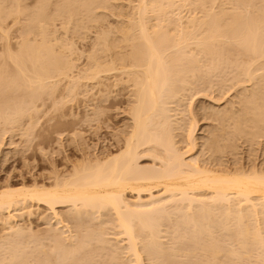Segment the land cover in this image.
Listing matches in <instances>:
<instances>
[{"label":"bare ground","instance_id":"6f19581e","mask_svg":"<svg viewBox=\"0 0 264 264\" xmlns=\"http://www.w3.org/2000/svg\"><path fill=\"white\" fill-rule=\"evenodd\" d=\"M13 1L15 3L13 4L14 10H12L9 13H4V11L2 10V7H5L4 10L7 7L3 5L5 4L3 0L0 2L3 5L2 6L0 4V30L1 29L3 30V27L6 26V25L2 26L4 21L6 22V20H8L7 18H5L6 14H7V17H10V15L16 14V16H18L17 18H19V15L17 14H21L23 12L28 13V10L29 9L32 10V8L33 10L32 11L30 10L31 13L25 16V17L28 16L27 19L26 18L24 19L23 17L24 13L21 14L22 18L25 21L21 19L20 20L23 21V24L25 22V24L23 27L21 26L20 21H19V24L21 26L19 27L23 28L22 32L24 31L23 34L26 33V35L22 34L24 37H22V35H19L23 39L21 37H18L22 39V42L19 40L22 44L18 42L21 45L19 46L18 44V47H20V49H17V51L13 52V50L11 51L10 49L11 46L10 47L8 46L10 44L8 45L6 44V47H9L10 49V50L8 48L6 49L7 52L8 50L10 51L7 54H10L8 56L9 58L11 57L10 58L11 60H13L11 61V62H14L12 64L16 65V66L14 65L15 68L13 67V71H11L8 67L9 66L8 64L7 70L8 69L9 70L7 71V73L8 74L12 73L10 75L15 76V78H18V80H20L21 82L15 78L14 80H12L13 78L9 77L10 75L5 74L6 70L4 69H6V64L5 62H3L2 66L0 65L1 66L0 68V93L1 91L2 93H4V94L1 93L2 96L4 95L2 98H4L6 95L10 96L11 94H13V93H10L12 90H14V93L19 94V91H18L19 90L18 87H19L24 92L20 90V95L17 94V97L18 96L21 97V95L27 94L26 95L27 97L24 96L23 98H21L20 102L27 103L28 100H30V103H31L32 101L33 102L35 101V97H36V100L37 98L40 99V97H42V95L45 94L44 91L48 90V86L54 87V89L52 87H49V89L50 88L52 89L48 90L50 91V93H53L54 92L53 90H55L54 84L57 83L58 81L55 79L57 82L54 81V84H53L51 82V79L53 80L54 78L57 77L58 79L63 78L65 80V78H69L71 76L70 71H73L72 69L76 68L75 67L76 64L75 62H73L72 64L71 62H67V60L69 61L71 58L70 57L67 59V57L69 56L73 57V54L68 55V56L65 54L67 57H65L64 54H63L64 56L61 55L60 52L62 51L59 49V47H61L62 49V45L57 46V44L58 45L60 44L57 37H56L57 39L55 40L56 42H54L55 44L52 41H50L51 38L49 39V37H52V36L48 37V33L50 34V32L53 31V29L52 30L50 29L51 26L48 23H51L53 20H56L54 18H57V16L56 17L51 16L54 13L51 15H48V13L51 12V10L50 11L47 10L48 8L47 6H49V3L51 4L52 1L51 0H35L34 2L36 1H38L37 3L40 2V4H38L39 6L34 7L35 4L34 5L29 4L30 8L28 7L29 5L26 3L28 0L27 1L25 0L26 2L24 3L19 2V0H13ZM103 1L112 2L113 0H103ZM141 1L143 3H141ZM141 1H140L141 6H139L140 4L138 5L139 6L138 8L140 9H137V11L140 12V15L138 16H141L140 17L141 19H139L138 17V21H137V23L139 22L138 23L139 25L136 24L137 26L134 27L135 24L133 23L134 22L133 20L135 19H132L133 22L131 21L129 23H132V25L134 24L133 27L132 25L129 26V23H128V26L123 25L122 28H119L118 33L119 35H121L120 37L116 36L118 33L115 35V37L113 34L112 37L114 38H112L111 36L105 35L108 30H109L108 32H110L111 34L113 32L115 33V31L117 32V28L116 30L113 29L115 30L113 32H111L112 30L110 27H109L110 29L106 28L107 30L105 29L102 32H100V35L98 36L101 37V34H103L102 35L103 38L96 36L97 37L96 39L98 38L99 39L97 40V42H95L96 41L95 39L93 44L95 43L98 44L99 41L101 40L99 44L101 45L102 43L101 45L102 47L101 46L99 47L98 45L97 47L101 48L99 50L102 52V54L103 53L104 54L102 56L100 55L99 57H97L99 53L101 52L99 53L96 52L98 48L95 49L96 44L93 45L95 47L94 49L96 50L95 51L93 49L94 53L96 52L98 53V55L94 54L93 55L94 57H92L93 64L90 63V61H87L90 63V65L89 63H87L89 65V68L88 67L83 68L85 71H83L82 69L83 72L82 71H81L82 73L80 72L81 76H83L82 78H84L85 75L87 76V77L85 76L86 78H84L86 81L88 80L91 81V79L93 81L99 80V84H100L101 83L100 80L102 78L103 79L113 78L115 81L114 83L113 82L112 83L114 84L115 87L116 86L119 87L120 84L121 85L123 84V86L124 84L125 85L129 84L130 86L135 88L133 91L134 100H133V103H131V105L133 104V107L130 106L132 109L128 110V111H131L130 114L132 115L131 119H133V125L131 126L132 129L130 130V132L128 129H127L128 131H126V135L127 134L129 135L127 137L124 135L126 138H124V141H123L124 144L122 143L123 144L122 150L119 153H116L117 155L113 154V156L111 157L108 156L107 159L103 158V160L99 159V160H96L95 162H94L95 159L91 157L90 158L92 159L93 162L89 161L90 159L89 157H86L87 162L83 161L86 159L85 157L81 161L77 160L75 165L73 161L72 165H74V167H72L73 168L72 171L68 172L66 169L67 173L66 171L62 172L64 170H62L61 168L60 170L62 171L60 170L56 172L51 171L54 173L48 174L47 175L48 181L46 179L45 182L44 181L42 182L41 180L38 181L36 180V178H34L35 181L32 182L31 185H28L29 182H26L27 180L25 181V179H22L24 180V182L22 183V181H20L23 185L19 188H16L17 186L16 182L10 179L6 182L3 181L5 182L4 184H2L3 182L2 183L0 182V223L5 225L4 227L7 226L6 230L9 231V235L13 239L12 240L11 238H9L8 235H6L8 237L5 236L6 239L9 238V241L5 240L4 238V244L8 242V244H6L7 246L4 245L5 248L7 247L6 250H4L3 248L4 246L3 247L0 246V249H2V251L5 252L3 255V252L0 250L2 252V254L0 252V264H128V263L129 264H161L160 261L163 258H165L163 256L164 255L166 256L167 253H169L168 255L171 254L170 257L173 258L174 255H179V256L187 255L188 256L189 254L199 253V252H202V251H199L202 249L204 250L203 253L205 252L204 255H207L206 256L207 259L205 262L206 264H229V262L232 261V260H229L231 258L235 262L237 261L235 264H239L238 260L236 259H239V261L241 260L240 264H246V263L259 264L260 262H261L260 264H264V255H262L264 253H259V251L264 252V246L262 247L261 245V243L262 244L264 243V240H263L264 237L262 238L264 234L262 233L264 231V172L262 171V169L260 170L261 167L259 168L256 165H254L257 168H259L260 171L257 169H254L256 167L252 169L249 168L250 169L249 170V169H246V167L244 168L243 166L240 169L238 168L235 169L234 168L235 166L233 167L234 169H229L228 168L229 166H225L227 167L226 169L225 167L224 168L220 167L224 165L220 164L219 166V164L217 163L216 164L218 168H211L210 167L211 165L209 166L210 163H208L209 167H207V164L205 165L206 167L204 165L202 167L198 164L200 163L198 162L199 161L198 158H197V161H196V158H194V160L185 159L186 157L184 156L185 154L181 152L180 150H178L179 148H176V145H175L176 141L174 140L175 137L171 136L172 134H170L171 132L170 130H172V126L168 127V125H170V123L172 125V122H173L171 120L172 117H169V116H172V115H169L171 113L170 111L172 110L171 109L172 107L170 108V104L173 106L174 103H176L181 98L180 97V95L182 94L181 91L183 92V88L186 89L185 86H183L185 85V82H187L189 79H191L193 82L194 79L197 77V75L199 77V74L195 75L194 73L199 70L198 69L197 71H194L199 66V64L202 62V58H200V55L198 54L199 52L201 55H203L202 57L204 59L206 57V60H203L204 63L202 62V67H201L202 69L206 61L207 62L205 65L209 67L211 66L215 67L216 64L214 63L216 62L219 65L221 63H222L221 65L227 63L224 66L229 67L230 66V65L228 66L229 64L228 62H230L229 60L233 59L234 61V59L237 57L236 62H239L238 59L240 58L239 60L242 63H244L245 61L244 59L247 58V60L245 61L247 63H245L242 66L243 68L244 67L246 68V71H245V68L244 69L239 68V72L241 71L240 73H242L241 76L246 74L245 77L242 76L244 79L240 78V80H243V81L246 80V77H250L248 79L250 81H253L251 80V78L254 79L258 75L256 72L262 73L264 71L263 68H260V67H264L263 66L264 64L263 62L264 60V13H263L264 6L263 7L260 6L262 8V12H261V8L259 9L258 6H255L257 5L255 1L257 2L258 0L253 1L255 5H253L252 2L250 3V0H230L232 2L227 0L229 4L228 3L226 4L227 1L224 0L225 3H223V5L224 4H226V6L228 5L226 8L222 4H219L220 2L221 3L224 2L223 0L222 1L216 0L219 5L217 4L215 0H198V2L197 1L195 2L193 0L195 3L191 0L192 1L191 4L193 5L198 3V8L195 7L197 10L201 6L203 7L206 4V2L208 3L209 1L211 4L209 3L210 5L208 4L207 6L205 5L204 8L210 6L208 7L210 11L208 8H207L208 11L207 9L204 11L203 8L201 7L202 9L201 10L199 9L200 11H198V13H200L202 10L204 12L207 11L204 14L205 16L202 14L204 12H201V19L194 16L195 18H193L192 20L193 23L191 21V23L195 26L194 28L192 27L189 28V26L187 28L186 26L184 30L182 28H179V26H181L179 25L178 28L184 30L185 32L182 31L183 32L182 33L181 30L179 31L182 34V35H180V33L178 34L181 36L179 39H178L179 36L176 35L175 33L174 35L176 36L177 39L175 37L174 39L173 38L174 35L170 34V33H174V31L172 32L171 31L172 29L171 30L169 29L171 32L169 31L170 33H168L167 28H170L172 24L174 23V21H172L173 18L176 17L177 18L176 20H178L180 15L182 14L181 13L182 11L178 10V9L181 10V7L179 6L180 7L179 8L176 6L178 5L177 4L178 2H175L174 0L176 5L174 3L173 6L174 7L176 6L178 8L177 11H179V13L181 14L179 15L176 14L175 13L176 11L174 10V7L172 6L173 11L175 12H171V14H174V15L176 14V16L175 17L173 16L171 20L172 23L171 22H169L170 24L168 23L170 26L169 27L167 26L166 20L168 19V21H170L169 19H171L170 17L171 15H168L170 18L167 17L165 18L166 20L163 19L164 22H161V18L164 17L165 12L167 11V10H164L161 6H164L166 1L164 0L165 1L164 2L162 0V2L164 3L162 4L161 0H151V1L149 0L151 3V7L160 6L159 10L158 9L156 10L155 8L152 10H156L158 12L160 11V13H162L161 11H163L164 13V14L162 13L163 15H160L158 13L160 15L159 17L161 18H159L156 14L152 16V17L156 16L155 20L157 21H154V24H156L155 22H158L157 24H159L160 27H161L160 24H163V23L164 25L167 26L166 28L162 27L164 29L162 28L160 29L159 26H157L156 24V25H153V27L155 26L160 30L158 29L153 30L149 28L151 26L150 24H149L150 26L146 24V22H148L147 21L148 17L151 16L150 15L151 13L149 15L147 13L148 7H150L148 4V0L147 1L141 0ZM8 2L9 0L6 3ZM96 2L97 0H65L64 3L62 2V6H61L59 5L61 4L59 3V0L57 1V3L55 0L54 3L56 4H53L52 2V5L60 6V7L58 6V8L55 7V10L57 9L55 12L56 13L58 12L59 14L57 19H59L61 16L65 19V16L68 18V16L70 15L73 16V15L79 14V11L81 8H84L86 10H91ZM111 2L110 4H112ZM184 2L186 1L184 0ZM248 2L249 4H247ZM188 3L190 2L188 1ZM199 3H200V7H199ZM11 4H12V1H11ZM21 4L22 5L25 4V5L22 6ZM147 4H148V7H147ZM251 4L257 9H259V10L256 9L259 13L256 10L252 11L251 14H248V10L247 12L245 11L246 9H249V7L250 8L252 7V9H249L250 11L255 9ZM52 5H51V8H52ZM171 5L170 6L168 5V7L166 5V7L169 8L168 10H170ZM215 5L220 7L218 11H216L217 9ZM25 6L28 8L27 10H25L26 9ZM104 6L102 5L101 7H104ZM229 6L230 8H228ZM15 7L17 8L15 9ZM101 7L99 8L101 9ZM107 7H109L108 4H106L105 8ZM166 7L164 8L166 9ZM214 8L215 10H212ZM104 9L102 8V10ZM145 11L148 16L146 15ZM85 12L87 13V11ZM154 13H157V12H154ZM66 14L67 15L70 14V15L67 16ZM102 14H106V13H102ZM166 14H168V12H166ZM101 15H97V20H95L96 18H94L95 21H93L92 19V21L94 22V23L92 22L93 26L95 22H98V20L99 21L104 20V19L101 20V18L104 17L103 15L101 17ZM143 15L145 17L147 16L146 21ZM16 16H14L12 19H14ZM98 16L100 17L99 19H98ZM185 16H183V18ZM190 16H193V15H190ZM74 18L76 19L75 21L77 22L79 17H74ZM89 18H87V20ZM196 18L199 21L198 20L195 21ZM184 19H186V17ZM67 20L66 21L64 20V21L69 22V19ZM180 20H181L180 22H182V19ZM16 21H17L16 22L17 25H19L18 19H16ZM57 21H54V22H57ZM71 21L72 19L70 20V22ZM196 22H199L200 25L197 24ZM46 23L48 24L46 26H49V31L51 30L50 32H48V28L45 26ZM52 23L51 25H53ZM62 23H63V20H62ZM71 23H72L71 24L72 26L70 24L63 23V26L65 25V28H67L65 30V28L63 27L64 31L67 32L68 28L73 29V27L76 26V25L73 26V24H76V23H73V22ZM68 25L69 27H66ZM187 25H191V24H187ZM198 25L200 26V28ZM81 26L83 25L80 24V27ZM14 27L17 28L15 24H14ZM186 29H189V30H186ZM197 29H200L199 31H200L201 36L199 35V37H195L197 36V34L195 35ZM84 30H86L87 32L88 29H84ZM1 31H0V34H1ZM36 32L37 33L39 32L40 36L43 37V38L42 37L39 38V34H38V38L42 39V41L40 40L41 42L40 41L36 42L37 44L34 42L37 39ZM53 32L56 34L57 30L55 32V29H54ZM5 33L7 32H4V33L2 32L4 36L7 35ZM33 33H35L36 35H33ZM28 34L32 36V37L30 36L31 37L30 39L28 38L29 36ZM54 35L53 37L55 38L56 35L55 36ZM57 36L59 37V35ZM34 37L35 39H33ZM29 41H31L32 43ZM33 42L35 45L33 44ZM122 43H125L124 45L126 44L127 45L121 46ZM55 46H57L59 50L56 51ZM71 46L69 45L67 46L66 44V47L63 46V49L71 48L72 50ZM194 46L196 47L197 51L199 50L198 52H196ZM191 47H193L192 49L193 51H190L191 49L189 50V48ZM127 48H131V50L127 52L126 51L128 50ZM187 49L189 50L190 53H188ZM18 50L20 52H18ZM71 50L70 51L68 50V51L72 53ZM194 50L197 53L198 57L197 55H194L195 53L192 54ZM66 51L67 50H65V52ZM56 52H59L61 57L58 56V53ZM63 53H64V50H63ZM62 56L65 58L64 60L67 59L66 62L63 61ZM242 57H244V59H242ZM90 60L92 59L90 58ZM208 60H211L212 62V63L210 62L211 66L207 65ZM259 60H262L263 63L260 62ZM7 61H8V58H7ZM233 61H231L230 64H232ZM241 62L239 63H235V61L233 62L235 64L234 65L232 64V66L233 67L237 66V68L234 67L235 70H238V67H240L242 64ZM103 63H105L106 65L105 64L103 65ZM239 64L240 66H238ZM257 64H258V67L256 68L257 69L259 68V69L256 70L255 68L256 70L255 71L253 66ZM259 64H260V67H259ZM73 65H74V68H73ZM219 65L217 66V68L216 67L215 68L213 67V68L221 70L223 66L220 68ZM232 66L228 68L230 69L229 70L230 72L231 70L235 71L233 70ZM209 67L204 68V70L205 69L210 70V71L205 70V72H211V69H212L213 70L212 73H213L214 69L212 67L211 68ZM201 68L199 71L202 70ZM223 68H224L223 70H225V67ZM87 69L89 70L87 71ZM3 71H4V75L2 73ZM242 71L246 73L243 74ZM15 72H17L18 76L15 75L16 74ZM73 72L71 73L73 74ZM85 72H87V74ZM190 73H192L193 78L195 76L196 77L192 79L189 76ZM76 74H79V73H76ZM205 74L207 75L208 73H205ZM5 75L9 77V79L11 78V80H9L6 77L7 82L3 83L4 81H6V79H4L5 77L4 78L2 77ZM74 75H72L73 77L71 76L72 78L70 77L71 78L70 80H72L71 82L76 81L75 79H77L78 78L77 76H79V75H76L75 77ZM253 75L255 76L253 77ZM208 76L210 75L208 74ZM241 76H237L238 78H236V80L239 79V77ZM260 76L262 77L263 74L261 75L259 74V76L256 77L258 78L260 82H257V79H256L255 81L257 84H255L256 85L255 87L262 88L263 90L260 89L259 91L260 92L263 91L262 94H264V88H263L264 86L259 87L260 85L261 86L264 85V82H263L264 76H263V79ZM187 77H190V78H187ZM234 77H236V75H234ZM82 78L77 79L78 83L76 81L74 85L73 83L72 85L74 87L78 86V84L80 85L82 80L85 81ZM260 78L262 81L260 80ZM1 80L2 81L4 80V81L1 82ZM15 80H17L18 85L16 84ZM61 80L62 79H60V81ZM67 80L69 81V82L67 81L68 87H69V83L71 84V82L69 79ZM191 80L188 82L190 83ZM48 81H50L49 82L51 83L50 85L48 84ZM103 81L105 82L106 79ZM11 82H13V86H14V82L18 86V87L16 85L14 86L15 89L17 88L16 90L12 86ZM180 82L184 84L182 85L180 84ZM192 82L190 84L194 85V83ZM259 83L260 85H258ZM102 84L104 85L105 83L102 82ZM110 84L108 85L110 86ZM108 85H105V86H107L108 88L109 87ZM177 85L179 87L180 85H182L183 88H181L182 87L181 86L180 87L181 89H179ZM186 85H188V83H186ZM130 86L128 87L127 85V88H132ZM186 87L188 90V88H190L191 86L190 87L186 86ZM80 88L82 89V87L77 88L78 91L81 90ZM4 89H9L10 94L8 95L7 94L8 90H4ZM26 89L30 90L33 95L32 94L30 95V91L29 93H27ZM77 89L75 90L77 91ZM178 89L181 90L180 93ZM253 89L255 88L253 87ZM25 90H26V93H25ZM67 90L70 91L71 89L68 88ZM108 90H106V92ZM48 91L46 92V94H50ZM82 92L83 91L81 90L80 93ZM253 93H257V90ZM67 94L70 95L69 93ZM103 95H105V97H103ZM248 95H249L248 97H251L250 96L251 94H248ZM253 95L252 97L256 96L258 98L259 95H260V98L261 96L264 97V95H261V94L258 95V93L254 96ZM28 96L29 98L30 96H32L31 98L33 99L32 100L29 99ZM12 97L11 96L5 97L4 99L5 101H8L9 98L13 99ZM20 97L15 98L14 96V99L18 101ZM71 97H72V92H71ZM109 97L107 94V99ZM24 98L26 99V101L23 102L22 99ZM102 98H106V94H102ZM176 98L177 99L179 98V99L176 100ZM255 98L253 99L254 102L252 101L249 102L250 106L248 105V107L246 108L247 109L246 115L248 113L250 114V112L252 114H255V116L257 114V116L254 118V120L256 121L254 122L256 123L260 122L262 124V125L260 124V126L259 125L255 126L258 129V126L259 127L264 126V103H263L264 98L263 99L262 98L255 99ZM14 99L11 101L9 100L8 102L9 103L11 102L10 104L14 103L15 102ZM107 99H105V101H107ZM246 100L247 99H243L241 101H246ZM249 100L250 98H248L247 102ZM5 101L1 102L0 100L1 103ZM20 102H18V104H20ZM247 102H245V106H247L248 104ZM251 102H252V105H251ZM32 103L31 105L28 103L29 105L27 104L26 106L25 104H23L25 108H22L23 105L21 104L19 106L17 105L19 109H22L19 112L21 113L23 112L24 114L26 113L28 116L29 115L28 112H30L32 110L31 108L33 107ZM5 104L6 105H4V103L1 104V106L3 105L2 106L3 108L0 106V108H2L0 109V121H2L1 123L5 124L6 122V124L8 123V125L10 124L13 125L15 121L16 123H18L20 118L18 117L19 119L18 120L15 117L19 114L18 111H16V113L12 112L13 114L11 113L9 114L8 112H11L10 110H8L10 108V104L8 106H7V102ZM35 105H36V101L34 103L33 109L36 107ZM27 106H28V109H30V111L25 112L26 110H28L26 109ZM249 107L250 108L253 107L254 109L249 110L250 109ZM14 108H12V111H14L13 110ZM95 109H98V108H95ZM34 110H32L31 112L33 113ZM252 110L254 112H252ZM21 113L19 114L20 117L21 115L23 116V113L22 114ZM32 113H31V119L33 116ZM227 113L230 114V112H227ZM98 114L101 115V113H98ZM224 114H225L224 116H226L227 118H224V117L223 118L227 120L228 118L232 119V116L236 113L235 112L232 113L233 115L232 116L230 115L231 117L230 116L228 117L225 112ZM237 115H234L236 117L233 116V119L240 117ZM215 116H218V113L217 115L215 113ZM242 117L243 116H241L238 119L239 120L242 119L243 120L242 122H245V123L248 122L247 117H246L247 119H245V117L243 119ZM258 117L260 118L257 119ZM169 120L172 122H170ZM230 121H225V122L229 123ZM222 122H224V120ZM232 122H234V120ZM240 122L241 120L240 121L237 120L236 122V119H235V123L233 124L235 127V130L237 128L236 124L239 125V127L242 129ZM2 124L0 127H2ZM225 125L227 124L225 123ZM225 125L219 129H222L223 127H225ZM194 126H195L194 128L192 126V129L189 130V139H192L193 135H195L194 132L197 130L196 127L198 126L196 125ZM228 129H226V131ZM262 129L264 130V127ZM174 130H175V127H173L172 131ZM223 131L219 130V133ZM242 131L239 130L238 133L240 132L242 133ZM230 132L235 133L233 131H230ZM230 132L227 131L226 133L231 134ZM259 132H256V133H259ZM216 133L218 134V137H216L217 135L213 137L220 139L218 129ZM260 133L264 135L263 134L264 131ZM2 134H4V131ZM213 134L215 133L213 132ZM254 135L256 136L255 133ZM254 135L252 136L254 137ZM225 136L227 137V134ZM230 137L231 135L227 137L226 139L225 138L224 139L227 140ZM215 139H214V142L219 146L220 143H217L218 141L216 142ZM0 140L2 139L0 138ZM209 140L210 139H206L207 142ZM212 140L213 139L211 138V142L214 143ZM230 140L232 139L230 138ZM193 141L194 140H192L193 144L191 145H194L197 142V140L195 142ZM207 142L206 143L204 142V144H207L206 147H208V144H209ZM219 142H221V139L219 140ZM211 144H210V148L213 149V147H211ZM216 144L215 145L212 144V145L215 147ZM231 144H232V141H231ZM197 146L198 145L196 143L195 146H192V147H194L195 149ZM217 149H216V152H217ZM107 155H109V153ZM105 157H106V153H105ZM145 157L154 158L152 162V165H153L152 167L150 164H148L149 168L148 166L147 168H145L146 164H145V167H141L142 164L139 165V161ZM95 158L97 159V157ZM4 159L6 158L4 157ZM216 164L214 165V163H212L214 167H216ZM236 167H239V166H236ZM42 208L43 209L45 208V210L47 211L48 214L46 216L43 214L44 212H42ZM61 208L67 209V210H63V212L65 211L66 212L62 213ZM19 211L21 212V214ZM46 211H45V214H46ZM24 216L29 217L28 218L29 220L32 218H36V217H38L39 219L41 218L40 220H42L43 218V221L46 220V224L48 223L49 225V228H47L48 230H45L47 231V233L46 234L44 233V236L48 234L46 237L49 238V241L47 240V238L44 239L45 237L43 238V240H41L40 239L42 237L41 235H39L41 237H39L38 235H36L37 237H35L34 234L32 235L36 239L38 238L37 241L40 239L42 242L41 243L39 241L38 243L40 244L35 242V244H38L36 246L41 249L36 250L33 247L31 248L34 249L33 251L34 253L43 252L44 253L43 255L44 258H42L43 260L39 259V256L34 255V253L32 252L33 249H30L31 254L29 252H26V250H29L26 248H29L33 244L32 243L29 246L27 244L28 240H26L28 239L27 237L32 233H30L26 237L25 235L28 234L29 232L25 233V228L22 226V224L17 225V222L15 223L17 219L18 220L19 218L22 219V217ZM13 222L16 225L13 224ZM253 222H257L255 223L257 227L253 224ZM2 224L0 226H2ZM251 226H255L256 229H253L255 227H252L253 229L252 230ZM109 234H112L110 235L112 236L111 239L106 237ZM32 236L30 235V237ZM1 237L2 239H0V241L3 240V236ZM24 237H26V239H24ZM14 238L15 239L20 238V240L24 239L23 245L25 243L24 241L26 240L27 242L25 246L27 245L28 247L26 246L25 248V246L23 247V245L22 246L19 245L22 242L18 239L19 240L18 241L19 243H18ZM249 239L253 240L256 243V244L254 243L255 244L254 246L256 248L254 246L251 247L250 243L253 241L250 242ZM29 240H32V238H29ZM46 240L48 241L47 243L49 245L47 246H49V249L47 248V246H45L46 244L43 245L44 244L43 241L45 242ZM33 241H29V242L31 243ZM248 241L250 242L249 244H248ZM1 243L3 244V241ZM39 245L42 247H39ZM225 245L227 246V249H228V246H231L230 247L231 250L227 252V249H225L226 248ZM259 245H261V247ZM248 246L249 248L250 247L252 248L251 249L252 251L251 250L248 251L249 250ZM238 248H241L243 252L242 250H239ZM245 249H248V250H245ZM258 249H261V250L256 251ZM225 251L228 254L224 253ZM202 254H198L200 255L201 259L205 258L203 257L204 255L202 256ZM225 254H227V257H229L227 260L229 261L228 263L227 261L225 263L220 261L221 259L220 256L225 257L226 259ZM195 255L194 256L192 255V257L194 258ZM198 255L196 256L198 257ZM34 256L36 258L38 257V259H36ZM40 256L42 257V255ZM187 256L186 258H188ZM29 257L32 259L34 258L33 262L30 261L32 259H30ZM182 257L185 258L184 256ZM189 257L191 256L189 255ZM172 258H170V262L168 263H172L171 261H174V258L173 260ZM179 258L177 257V259ZM183 258H180V259L183 260ZM243 258L245 259L250 258L249 259L250 262H248L247 261L248 259H247L246 260L247 262L243 263L242 262ZM251 258L253 259L251 260ZM37 260H40V261H37ZM168 260L169 259L167 256V261ZM179 260L178 262L181 263V260L180 261ZM254 260H256V263L254 262ZM202 261H205V259L200 260V262ZM163 262H164V259H163ZM182 263H184V261ZM196 263L198 264L199 262H196ZM205 263L202 262L199 264H205ZM232 263L234 262L232 261ZM173 264H175V261ZM176 264H177V261H176Z\"/></svg>","mask_w":264,"mask_h":264},{"label":"rangeland","instance_id":"374dc122","mask_svg":"<svg viewBox=\"0 0 264 264\" xmlns=\"http://www.w3.org/2000/svg\"><path fill=\"white\" fill-rule=\"evenodd\" d=\"M2 1V0H1ZM0 1V2H1ZM4 2L6 1V0H3ZM8 1V0H7ZM6 1V2H7ZM11 1H12V4H11ZM27 1V0H26ZM25 0H19V2H22V3H24V2H26ZM35 0H28L26 3L29 5V4H35V6L34 7H38L39 5L38 4H40V2L39 3H37L38 1H36V2H34ZM52 2H53V4H56L57 3V1L58 0H56V3H54V1L55 0H51ZM50 1V2H51ZM64 3V1L65 0H59V3H61V4H59V5H61L62 6V2ZM101 1V2H100ZM140 1L141 0H113L112 2L111 1H107V2H109V3H107L106 1V3L103 1V0H97V2L95 3V5L92 7V9L91 10H86V9H84V8H81L80 9V11H79V14H77V15H73V16H71L70 14H68V15H70V16H68L67 14V16H68V18L65 16V19L63 18H59V19H57L58 18V16H59V14H58V12L56 13L55 11L57 10H55V7H57L58 8V6L57 5H52V2H51V4L49 3V6H47L48 8H50V9H48L47 8V10H51V12H49V11H47V12H49L48 13V15H51V14H53V15H51V16H53V17H56L57 16V18H54V19H56V20H53L51 23L53 24V25H51V23H48V24H50V29L52 30L53 29V31H54V29H55V32H56V30H57V32H56V34L53 32V31H49V26H46V25H48L47 23L45 24V26L48 28V32H50V34L48 33V37L49 36H52V37H49V39L51 38V40L50 41H52L53 43L54 42H56L55 40L58 38V41H59V45L57 44V46H61L62 45V49H61V47H59V49L62 51V52H60L61 53V55H72L73 54V57L72 56H69V57H67L66 55H65V57H67V59L68 58H70V60H72V61H68L67 59V62H71V64L73 63V62H75V67L76 68H74V65H73V68L74 69H72L73 71H70V74H71V76L72 75H74L75 77H76V75H79V76H77L78 78L77 79H80V78H82L83 76H81V74H80V72L82 71V69L83 68H86V67H88L89 68V65H90V63H92L93 64V58L92 57H94L93 55L94 54H96V55H98V53L99 52H101L99 49H101V48H98L97 47V45L100 47L101 45H102V43H101V45L99 44L100 43V41H99V43L97 44V43H95L96 44V48L93 46V45H95V44H93L94 43V41H95V39L97 38L96 36H98V35H100V32H102L103 30H105L106 28L107 29H110L111 28V32H113V31H115L116 30V28H117V32L115 31V33L113 32L112 34L110 33V32H108L107 31V33L109 34H105L106 36H113V34H114V37H115V35L118 33V30H119V28H122L123 27V25H125V26H128V23L129 22H131L132 21V19H137L136 21L135 20H133L132 22L135 24H133L134 25V27H136L137 25L136 24H138L137 23V21H138V17H139V19H141L140 17L141 16H138V15H140V12L139 11H137V9H140V8H138L139 6H141V3H143L142 1H141V3H140ZM147 1V0H146ZM151 1V0H150ZM150 1L148 0V4H149V6L151 7V3H150ZM164 1V0H163ZM166 1V2H165ZM164 2H165V5L164 6H161L164 10H167L166 12H168V14H166V12H165V14L163 13V11H161L163 14H164V17H159L160 15H163L162 13H160V11L158 12V11H156L157 9L159 10V8H160V6L159 7H148V4H147V7H148V15L150 14L151 16L150 17H148V20H147V13H146V11H145V13H146V17L143 15V17H145V21L147 20L148 22H146V24H150L152 27H153V25H156L158 22H155L156 24H154V21H157V20H155L156 18V16L155 17H152L153 15H157L159 18H161V22H164L163 21V19L164 20H166L165 18H170L171 17V19H169L170 21H168V19L166 20L167 21V26H169V22H171V20H172V18H173V16L175 17L176 16V14H183V12H184V14L186 15H184L183 14V16H185L186 17V19H184L183 18V16H182V14L180 15V17H179V19L178 20H176L177 18L175 17V18H173V20L172 21H174V23L172 24V26L170 27V28H167V31H168V33H170L171 31L173 32L174 31V33H170V34H172V35H174L175 33H176V35H178L179 33H180V35H182L181 34V32L183 31V32H185L184 30H185V27L187 26V28H188V26H189V28L190 27H192V28H194L195 26L192 24L193 23V18H195L194 16H196V17H198V18H200L201 19V12H204L208 7H210V6H208V7H206V8H204L205 7V5L207 6V4L208 5H210L211 3L208 1V3L206 2V4L202 7L203 8V10L200 12V13H198V11H200L202 8L200 7V3H199V9L197 10L196 8H198V3H196V4H191V2L193 1H191V0H188L190 3H188V1L187 0H185L186 2H184V0H175V2H178L177 4L178 5H176V3L174 2V0H165ZM170 1V2H169ZM195 2L197 1L198 2V0H194ZM193 1V2H194ZM216 1V0H215ZM218 1H222V0H218ZM224 1V0H223ZM225 1H227V0H225ZM225 1L224 2H220L219 4H222L223 5V3H225ZM230 1V0H229ZM254 0H250V3L252 2L253 3V5H255V3H257V5H255V6H258L259 7V9L261 8V7H263L264 6V0H258L257 2L255 1V3L253 2ZM5 2V4H3L4 6H6L7 8L4 10V8L5 7H2V10L4 11V13H9V12H11L12 10H14L13 8H14V5L13 4H15L14 3V1L13 0H9V2L8 3H6ZM103 2V3H102ZM110 2L113 4V6H112V4H110ZM161 2H162V0H161ZM173 2V3H172ZM184 2V3H183ZM194 2V3H195ZM217 2V1H216ZM230 2H232V1H230ZM3 3V2H2ZM10 3V4H9ZM36 3H37V5H36ZM83 3V2H82ZM99 3H100V5L102 6H106V4H108V6L109 7H107V8H105V6L104 7H101L100 5H99ZM169 3V4H168ZM172 5H171V4ZM174 3H175V5L177 6V7H181V10L180 9H178L176 6L174 7L173 5H174ZM181 3H182V5H181ZM210 3V4H209ZM214 3V2H213ZM228 3V1L226 2V4ZM1 4V3H0ZM6 4H8V5H6ZM140 4V5H139ZM162 4H164L163 2H162ZM180 4V5H179ZM216 4V3H215ZM217 4H218V2H217ZM218 4V5H219ZM226 4H224L223 6H225V8L228 6H226ZM229 4V3H228ZM231 4V3H230ZM233 4V3H232ZM247 4H249V2L247 3ZM2 5V4H1ZM2 5V6H3ZM13 5V6H12ZM22 5V4H21ZM25 4H23L22 6H24ZM51 5H52V8H51ZM139 5V6H138ZM166 5H167V7H168V5L170 6L171 5V7H170V10H168L169 8H167L166 7ZM201 5H203V4H201ZM252 5V4H251ZM251 5H249V6H251ZM252 5V6H253ZM10 6V7H9ZM172 6L174 7V10L176 11H173V9H172ZM211 6H213V5H211ZM216 6V11H218L219 10V6H217V5H215ZM248 6V5H247ZM247 6H246V8H247ZM261 6V7H260ZM26 7V6H25ZM29 8H30V5L28 6ZM60 7V6H59ZM95 7H96V9H95ZM99 7H101V9L99 8ZM164 7H166V9L164 8ZM179 7V8H180ZM196 7V8H195ZM222 7V6H221ZM254 7V6H253ZM9 8V9H8ZM17 7H15V9H16ZM24 8V7H23ZM22 8V9H23ZM54 8V9H53ZM99 8V9H98ZM102 8L104 9V10H102ZM150 8V9H149ZM156 9V10H152V9ZM228 8H230V6L228 7ZM245 8V7H244ZM243 8V9H244ZM255 9H253V10H249V9H252V7L250 8L249 7V9H244L246 12H247V10H248V14H251V12L252 11H254V10H256L257 8L256 7H254ZM10 10V11H8V10ZM25 9V8H24ZM23 9V10H24ZM28 8L26 7V9L25 10H27ZM53 9V10H52ZM94 9V10H93ZM177 9L179 10V11H182L181 13H179V11H177ZM209 9V8H208ZM208 9H207V11H208ZM259 9H257V10H259ZM264 9V8H263ZM31 9H29L28 10V13L27 12H23V13H21V14H23V17H24V19L26 18L27 19V17H25L26 15H28L29 13H31V11L33 10V8H32V10L30 11ZM34 10H35V8H34ZM84 10V11H83ZM152 10V11H151ZM212 10H215V8L214 9H212ZM256 10V11H257ZM7 11V12H6ZM85 11H87V13L85 12ZM91 11V12H90ZM96 11H97V13H96ZM157 12V13H154V12ZM169 11H170V13H169ZM206 11V12H207ZM209 11H210V9H209ZM215 11V12H216ZM264 11V10H263ZM171 12H175L176 14L174 15V14H171ZM206 12H204V13H202L203 15L206 13ZM212 12H214V11H212ZM250 12V13H249ZM258 12V11H257ZM256 12V13H257ZM261 12H262V8H261ZM260 12V13H261ZM81 13V14H80ZM102 13H106V14H102ZM152 13H154V14H152ZM160 15H159V14ZM259 13V12H258ZM264 13V12H263ZM21 14H17V15H19V18H17L18 16H16V14L15 15H10V17H7V14H6V17L5 18H7L8 20H6V22L4 21V23L2 24V26L4 25H6L5 27H3V30L1 31V34H0V65L2 66V63L3 62H5V64H6V69H4V70H6V75H10V74H12V73H10L11 71H13V67H14V65L12 64V63H14V62H11V61H13V60H11L10 58H9V56L8 55H10V54H7V53H9L10 51V49H11V51L13 50V52H15V51H17V49H20V47H18V44L19 43H21L22 42V37H24L23 35H26V33L25 34H23L24 33V31L22 32V30H23V28H20L21 26H23L24 27V24H25V22H24V24H23V21H25L23 18H22V16H21ZM58 14V15H57ZM86 14V15H85ZM90 14V15H89ZM104 16V17H102V15ZM247 14V13H246ZM255 14V13H254ZM86 17H84V16ZM89 15V16H88ZM93 15V16H92ZM97 15H101V20L102 19H104V20H102V21H99L98 20V22H95V24H94V26H93V21H95V20H97ZM167 15V16H166ZM168 15H171L170 17L168 16ZM178 15H177V17H178ZM190 15H193V16H190ZM202 15V16H203ZM8 16H9V14H8ZM14 16H16L15 18L16 19H18V24H19V21H20V24H21V26H20V24L19 25H17V21H16V19L14 18V19H12ZM21 16V17H20ZM64 16V15H63ZM88 16V17H87ZM91 16V17H90ZM95 16V17H94ZM182 16V17H181ZM205 16V15H204ZM71 17V18H70ZM73 17V18H72ZM74 17H79L78 18V20H77V22L75 21L76 19L74 18ZM90 17V18H89ZM69 19V22H65L67 19ZM82 18H83V20H85L86 22L88 21L89 22V24H88V22H87V24H86V22L85 21H83L82 20ZM87 18H89L88 20H87ZM94 18H96L95 20H94ZM100 17L98 16V19H99ZM159 18H157V19H159ZM23 20V21H21V20ZM72 19V21L71 22H73V23H76V24H73V26L74 25H76V26H74L73 27V29L72 28H68V30H67V32L66 31H64V28H65V25L63 26V23L65 24H72L71 22H70V20ZM92 19H93V21H92ZM180 19H182V22H180L181 20ZM184 19V20H183ZM203 19H205V18H203ZM13 20H15V21H13ZM58 20V21H57ZM62 20H63V23H62ZM65 20V21H64ZM74 20V21H73ZM90 20V21H89ZM198 19L196 18V20L195 21H197ZM14 23H13V22ZM27 21V20H26ZM54 21H57V22H54ZM68 21V20H67ZM80 21H82V22H80ZM160 21V20H159ZM165 21V22H166ZM191 21H192V23H191ZM199 21V20H198ZM22 22V23H21ZM80 22V23H79ZM85 22V23H84ZM93 22V23H92ZM136 22V23H135ZM161 22H159V23H161ZM201 22V21H200ZM54 23H56V24H54ZM62 23V24H61ZM77 23H79V24H77ZM83 23V24H82ZM124 23H126V24H124ZM169 23V24H168ZM172 23V22H171ZM181 23V24H180ZM197 24H199L200 25V23L199 22H196ZM14 24H15V26H17V28L16 27H14ZM44 24V23H43ZM80 24L81 25H83V26H81L80 27ZM86 24V25H85ZM119 24H120V26H119ZM187 24H191V25H187ZM78 25V26H77ZM85 25V26H84ZM89 27H88V26ZM92 25V26H91ZM132 25V23H129V26H131ZM133 25H132V27H133ZM139 25V24H138ZM149 25V26H150ZM161 25V27L159 26V24H157V26H159V28L161 29L162 27H167L166 25H164V23L163 24H160ZM164 25V26H163ZM179 25H181V26H179ZM196 25V24H195ZM198 25V26H199ZM13 26V27H12ZM20 26V27H19ZM72 26V25H71ZM87 26V27H86ZM119 26V27H118ZM124 26V27H125ZM148 26V27H149ZM149 27L150 29H158L157 27ZM177 26V27H176ZM178 26H179V28H182V29H184V30H182V29H179L178 28ZM197 26V25H196ZM64 27V28H63ZM66 27H69V25L68 26H66ZM78 27H80L81 29L82 28H84V29H88L87 30V32H86V30H84V29H82V31H81V29L80 28H78ZM110 27V28H109ZM20 30H19V29ZM78 28V29H77ZM199 28H200V26H199ZM6 31H5V30ZM62 29V30H61ZM67 28H65V30H66ZM74 29H75V31H74ZM102 29V30H101ZM106 29V30H107ZM113 29H115V30H113ZM160 29H158V30H160ZM162 29H164V28H162ZM171 31H170V30ZM175 29V30H174ZM178 30V32H177V30ZM18 30V31H17ZM181 30V32H179ZM186 30H189V29H186ZM200 29H197V31H196V33H195V35L197 34V36H195V37H199V35H200V31H199ZM21 31V32H20ZM63 31V32H62ZM152 31V30H151ZM150 31V32H151ZM165 31V30H164ZM170 31V32H169ZM194 31H195V29H194ZM199 31V32H198ZM2 32L4 33V32H7V33H5V34H7V35H3L2 34ZM19 32V33H18ZM80 32V33H79ZM182 32V33H183ZM18 33V34H17ZM21 33V34H20ZM56 35H54V34ZM99 33V34H98ZM103 33H105V32H103ZM23 34V35H22ZM32 34V33H31ZM36 34H37V39L34 41L35 43L36 42H39L40 40L42 41V39H39L40 37H42V36H40V34H39V32L37 33L36 32ZM35 33H33V35H36ZM38 34H39V38H38ZM111 34V35H110ZM19 35H22V37L21 36H19ZM29 36H28V38L30 39L32 36L30 35V34H28ZM53 35L55 36V38L53 37ZM57 35H59V37L57 36ZM72 35V36H71ZM103 34H101V37L103 38V36H102ZM180 35H178L177 37H178V39L181 37ZM31 36V37H30ZM117 37L119 36H121V35H119V33L116 35ZM201 36V35H200ZM7 37V38H6ZM18 37H21L22 39H20V38H18ZM36 37V36H35ZM35 37L33 38V39H35ZM57 37V38H56ZM61 37V38H60ZM69 37V38H68ZM98 37H100V36H98ZM100 37V38H101ZM114 37H112V38H114ZM116 37V38H117ZM176 38V36L174 35L173 36V38ZM3 38H5V39H3ZM43 38V37H42ZM174 38V39H175ZM25 39V38H24ZM39 39V40H38ZM67 39V40H66ZM99 39V38H98ZM98 39H96V41L95 42H97V40ZM111 39V38H110ZM177 39V38H176ZM21 42H20V41ZM62 40V41H61ZM63 40H64V42H63ZM103 40V39H102ZM33 41V40H32ZM40 41V42H41ZM57 41V42H58ZM62 43H61V42ZM68 41H70V42H68ZM194 41V40H193ZM19 42V43H18ZM29 42H31V41H29ZM34 42H33V44H34ZM65 42H66V44H67V46L69 45V46H71L72 47V50H71V48H65L66 47V44H65ZM32 43V42H31ZM69 43V44H68ZM70 43H71V45H70ZM6 44L8 45V44H10V45H8L9 47H10V49H9V47H6ZM22 44V43H21ZM37 44V43H36ZM55 44V43H54ZM63 44H65V45H63ZM125 43H122V45L121 46H123ZM35 45V44H34ZM127 45V44H126ZM126 45H124V46H126ZM19 46H21L20 44H19ZM57 46H55V50L57 51V50H59L58 48H57ZM63 46H65L64 48L65 49H63ZM102 47V46H101ZM9 49L8 50V52L6 51V49ZM16 48V49H15ZM97 49L98 48V50L96 51L95 49ZM194 48H195V50H196V47L194 46ZM15 49V50H14ZM96 51V52H98V53H94V50ZM128 50H126L127 52L129 51V50H131V48H127ZM191 49V50H190ZM193 49V47H191V48H189V50L190 51H193L192 50ZM63 50H64V53H63ZM65 50H67L66 52H65ZM71 50L72 51V53H70L69 51ZM93 50V51H92ZM189 50L187 49V51H188V53H190L189 52ZM195 50H194V52H192V54H194V55H197V53L196 52H198L197 50H196V52H195ZM18 52H20L19 50H18ZM56 53H58V56H60V54H59V52H56ZM70 53V54H69ZM14 54V53H13ZM13 54H11V55H13ZM17 54H19V53H17ZM16 54V55H17ZM104 54V53H103ZM102 54V52L101 53H99V55L97 56V57H99L100 55L102 56L103 55ZM199 55H200V58H202V62H203V60H206V57H205V59L202 57L203 55H201L200 54V52L198 53ZM63 55V56H64ZM62 56V59H63V61H65L66 62V60H64L65 58ZM61 57V56H60ZM196 57V56H195ZM197 57H198V55H197ZM196 57V58H197ZM236 57V56H235ZM235 57H233V58H235ZM7 58H8V61H7ZM89 58V59H88ZM90 58L92 59V60H90ZM199 58V59H200ZM237 58V57H236ZM236 58L234 59V61H235V63H239V62H241L239 59H238V61L239 62H236ZM10 59V60H9ZM74 59V60H73ZM208 59V58H207ZM242 59H244V57H242ZM241 59V60H242ZM6 60V61H5ZM245 61L247 60V58H245L244 59ZM11 63H10V62ZM87 61H90V63L89 62H87ZM92 61V62H91ZM230 62L231 61H233V59H231V60H229ZM233 61V62H234ZM244 61V63H240L241 64V66H240V64L238 65V66H240V67H238V70H235V68L234 67H236L237 68V66H232V64L234 65L235 63H233L232 62V64H230V62H228L229 64H228V66L230 65V66H232V68H233V70H235V71H232L231 70V72L229 71L230 69H228L229 67H227V66H224V65H226V64H223V65H219L217 62L216 63H214V64H216V68H217V66L219 65V67L221 68L222 66L223 67H225V70H223L224 68L222 67L221 68V70L219 71L218 69H214L212 66H211V60H208V63H207V65H210L213 69H214V72L212 73V69H211V72H205V70H204V68H208L209 66H206L205 64H206V62H205V64L203 65V69L201 68L202 67V62L199 64V68L197 67L194 71H197L198 69L200 70V68L203 70H201V71H197V72H194L195 73V75L196 74H199V77H198V75H197V77H198V79H197V77L195 78L196 79V81H195V79L193 78V75H192V73H190L189 74V76L192 78V79H194V81L192 82V80L191 79H189L188 81H190L191 80V82L192 83H194V85L192 86L187 80H185V81H187V82H185V85H183L182 84V82H180V84H182L183 86H185V88L186 89H184L183 88V86L182 85H180V87L181 88H183V92L181 91V90H179V89H181L178 85V87H179V89H178V91H179V93H180V91H181V95H180V99L178 100L177 98H176V100H178L176 103H174V105L172 106L171 104H170V108L172 109L169 113V115H172V116H169V117H172V121H170V122H172V125H171V123H170V125H168V127L169 126H172V130H173V127H175V130L174 131H172V130H170L171 132H170V134H172L171 136H173V137H175V145H176V148H179L178 150H180L181 152H183L185 155L184 156H186L185 157V159H187V160H194V158H196V161H197V158H198V162H200V163H198L200 166H202L203 167V165L205 166L206 164H207V167H209L210 165V167L211 168H218L217 167V164H219V166H220V164L221 165H224V166H220L221 168H224L225 166H229L228 168L229 169H236V168H238V169H240L242 166L245 168L246 167V169H249V168H254V167H261L260 168V170L262 169V171L264 172V135H262V133H260V132H263L264 130L262 129L263 127H259L260 126V122H258V123H256V122H254V121H256V120H254V118L257 116V114H256V116H255V114H252L251 112H250V114L248 113L247 115H246V113H247V107H248V105H249V102L250 101H252V102H254L253 101V99L256 97V96H254V95H256L257 93H258V95L259 94H261V95H264V94H262V88H258V87H255L256 85L255 84H257L256 83V79H257V82H260L259 80H258V78H256V77H258L259 76V74L261 75V74H263V76H264V71L261 73V72H256L257 74H255V75H257L254 79L253 78H251V80H253V81H250L248 78H250V77H246V80L245 81H243V80H240V78H243V77H245V75H242L241 76V74L242 73H240L239 72V68H243L242 66L245 64V63H247V62H245ZM260 62H262V60H259ZM258 61V62H259ZM7 62V63H6ZM211 62V63H210ZM215 62V61H214ZM263 62H264V60H263ZM262 62V63H263ZM87 63H89V65L87 64ZM204 63V62H203ZM224 63V62H223ZM9 64V69L11 70L9 73L10 74H8L7 73V71L9 70H7V65ZM92 64H91V66H92ZM105 63H103V65H104ZM218 64V65H217ZM106 65V64H105ZM213 65V64H212ZM237 65V64H236ZM247 65V64H246ZM1 66H0V68H1ZM16 66V65H15ZM91 66H90V68H91ZM206 66V67H205ZM248 66V65H247ZM263 66H264V64H263ZM4 67V66H3ZM11 67V68H10ZM211 67H209V68H211ZM254 67V70H255V68L256 67H258V64L257 65H254L253 66ZM259 67H260V64H259ZM5 68V67H4ZM15 68V67H14ZM245 68V67H244ZM243 68V69H244ZM260 68H263L264 69V67H260ZM3 69V68H2ZM259 69V68H258ZM257 68H256V70H258ZM89 69H87V71H88ZM207 70H209V69H207ZM206 70V71H207ZM255 70V71H256ZM261 70V69H260ZM2 71V70H1ZM14 71H15V69H14ZM17 71V70H16ZM83 71H85L84 69H83ZM82 71V72H83ZM210 71V70H209ZM217 71V72H216ZM219 71V72H218ZM225 71V72H224ZM236 71H238V72H236ZM245 71H246V68H245ZM262 71V70H261ZM71 72H73V74L71 73ZM81 72V73H82ZM205 72V73H208L210 76H208V74L206 75L205 73L203 74V73ZM234 72H236V73H234ZM243 72V74L244 73H246V72H244V71H242ZM3 73V75H4V71L2 72ZM16 74L15 75H17V72H15ZM76 73H79V74H76ZM86 74H87V72H85ZM215 73V74H214ZM219 73V74H218ZM255 73V72H254ZM84 74V73H83ZM82 74V75H83ZM218 74V75H217ZM226 74V75H225ZM227 74H228V76H227ZM239 74V75H238ZM3 76L2 78H4V79H6V77L7 76ZM85 75V74H84ZM202 75V76H201ZM206 75V76H205ZM214 75V76H213ZM234 75H236V77H234ZM255 75H253V77L255 76ZM18 76V75H17ZM70 76V77H71ZM81 76V77H80ZM86 76V75H85ZM84 76V78H86ZM208 76V77H207ZM227 76V77H226ZM237 76H241V77H239V79H237L236 80V78H238ZM263 76L261 77L262 79H263ZM9 77H11V78H13L12 80H14V78H15V76H9ZM9 77H7L8 79H9ZM65 78V80L63 79V78H54L53 80L51 79V82L54 84V81L55 82H57V83H55L54 85H55V90H53L54 92L53 93H50V91H48V90H50V89H54V87L53 86H48V92L51 94H46V92L47 91H44L45 92V94H41L42 95V97H40V99H38L37 98V100H36V97H35V101H36V107L33 109V107H34V103H35V101L32 103L33 104V107L31 108L32 110H34V112L32 113L31 111H30V109H28V106L26 107V109H28V110H26L25 112H28V111H30V112H28L29 113V115L27 116V114L25 113H23V116L21 115V117H20V113L21 112H19V111H21L22 109H19V105L21 104V105H23V104H25V106L29 103L30 105H31V103H30V100H28V98H29V96H28V98H27V100H28V102L26 103H22V102H20L21 101V98H23L24 96L25 97H27L26 95L27 94H25V95H21V97L20 96H18V97H20L19 98V100L17 101V100H15L14 99V96H15V98H18L17 97V94L18 93H14V90H12L10 93H13V94H11L10 96L14 99V101H12V102H14V103H12V104H10L8 101L10 100H13V99H8V98H6V99H8V101H5V97H10V96H5L4 98H2L3 96H2V94H4V93H2V91H1V96H0V98H2V99H0L1 100V102L2 101H5V102H3L4 103V105H6L5 103L7 102V106L10 104V108L8 109V110H10L11 112H8L9 114L11 113V114H13L12 112H15L16 113V111H18V115L17 116H15L17 119H18V117L20 118V120L18 121V123H16V121H15V125L13 124V125H8V123L6 124V122H5V124H2L1 122L2 121H0V126H1V124H2V127H0V136H2V137H0L2 140H0V182L2 183L3 181H8L9 179L10 180H12V181H14V182H16V184H17V186H16V188H19V187H21L23 184V182H24V180H22V179H25V181L26 182H29L28 183V185H31L32 184V182H34L35 181V179L34 178H36V180H41L42 182L44 181H46V179H47V175L48 174H50V173H54V172H56V171H59L60 170V168L62 169V170H64V171H62V170H60V171H62V172H65L66 171V169H67V171L69 172V171H72V167H74V165H75V163H76V161L78 160H83V158L85 157H91V158H94L95 160H94V162L96 161V160H99V159H101V160H103V158H105V159H107V157L109 156V157H111V156H113V154L115 155L116 153H119L121 150H122V147H123V144H124V138H126L129 134H127L126 135V131H128L129 130V132H130V130L132 129L131 128V126L133 125V119H131L132 117V115L130 114L131 113V111H128L129 109L131 110L132 108L130 107V106H132L133 107V104L131 105V103H133V100H134V96H133V91H134V87H132V86H130L129 84H124V86H123V84L120 86L119 85V87L118 86H114V79L112 80V79H110V78H102L101 80H100V84H99V80H92L91 79V81L90 80H88V81H86L84 78H82V79H84L85 81H83L82 80V82H81V86L78 84V86H76V87H74L73 85H74V83L77 81V79H75L76 81H73V82H71L72 80H70L71 78ZM80 77V78H79ZM190 77H187V78H190ZM11 78L9 79V80H11ZM186 78V79H187ZM235 78V79H234ZM261 78H260V80H261ZM15 79H17L18 80V78H15ZM19 79H20V77H19ZM57 81H56V80ZM60 79H62L61 81H60ZM67 79H69L70 80V82H71V84L69 83V87H68V80ZM74 79V78H73ZM88 79V78H87ZM106 79V81L104 82L103 80H105ZM244 79V78H243ZM17 80H15L16 81V84L18 85V82H17ZM22 80V79H21ZM108 80V81H107ZM110 80V81H109ZM112 80V81H111ZM4 81V80H3ZM2 80H1V82H3ZM18 81H20V80H18ZM68 81V82H67ZM239 81V82H238ZM243 81V82H242ZM262 81V80H261ZM5 82H7V79H6V81H4L3 83H5ZM21 82V81H20ZM50 81H48V84L50 85L51 83H49ZM84 82V83H83ZM99 84H97V83ZM102 82L103 83H105L104 85L102 84ZM113 82V83H112ZM263 82H264V80H263ZM12 83V86H13V82H11ZM72 83H73V85H72ZM77 83H78V81H77ZM95 83V84H94ZM110 84V83H112V84H110V86L111 85H113V86H109L108 84ZM117 83V82H116ZM186 83H188V85H186ZM15 84V82H14V86L16 85ZM52 84V85H53ZM58 84V85H57ZM84 84V85H83ZM190 84V85H189ZM262 84V83H261ZM16 85V86H17ZM57 85V86H56ZM70 85H71V87H70ZM101 85V86H100ZM105 85H108L109 87L107 88V86H105ZM127 85H128V87L130 86V87H132V88H127ZM258 85H260V83L258 84ZM13 86V87H14ZM72 86H73V88H72ZM186 86H191L190 88H188V90H187V87ZM264 85H260L259 87H263ZM12 87V88H13ZM18 87V86H17ZM49 87H52V88H50L49 89ZM69 89H71L70 91L69 90H67L68 88ZM79 87H82V93H80L81 92V90L80 91H78V89L77 88H79ZM124 87V88H123ZM253 87L257 90V93H253V92H255L256 90L255 89H253ZM106 88V89H105ZM121 88H123V89H121ZM127 88V89H126ZM258 88V89H257ZM264 88V87H263ZM14 89H15V87H14ZM17 89V88H16ZM15 89V90H16ZM18 91H19V94L18 95H20V88L18 87ZM75 89H77V91H78V93H77V91H76V93H75V91L74 90ZM104 89H105V91H104ZM109 89V90H108ZM132 89V90H131ZM260 89H262L261 91L262 92H260L259 90ZM4 90H8V92H7V94L9 95L10 93H9V89H4ZM11 90V89H10ZM27 90V89H26ZM26 90H25V93H26ZM106 90H108L107 92H106ZM248 90V91H247ZM21 91H23V90H21ZM29 91L30 90H27V93H29ZM68 91V92H67ZM113 91V92H112ZM131 91V92H130ZM252 91V92H251ZM260 93H259V92ZM16 92V91H15ZM24 92V91H23ZM52 92V91H51ZM71 92H72V97H71ZM74 92V93H73ZM110 94H112V95H110ZM248 92V93H247ZM5 93H6V91H5ZM34 93V92H33ZM67 93H69L70 95H68ZM131 93H132V95H131ZM254 95H253V94ZM16 94V95H15ZM22 94V93H21ZM32 93H31V91H30V95H31ZM76 94V95H75ZM80 94V95H79ZM82 94V95H81ZM102 94H106V98H102ZM107 94H108V97L109 96H111V97H109L108 99H107ZM248 94H251L250 96L251 97H248L249 95ZM29 95V94H28ZM33 95V94H32ZM73 95H75V96H73ZM131 95V96H130ZM252 95L254 96V97H252ZM257 95V96H258ZM40 96V95H39ZM39 96H37V97H39ZM68 96H70V97H68ZM76 96H78V97H76ZM247 96V97H246ZM32 96H30V98L29 99H33V98H31ZM103 97H105V95H103ZM178 97V96H177ZM248 98H250V100L247 102V100H248ZM252 98V99H251ZM257 98V97H256ZM255 98V99H256ZM260 98V95H259V97L257 98V99H259ZM261 98L263 99L264 97H262L261 96ZM260 98V99H261ZM103 99H104V101H103ZM105 99H107V101H105ZM132 99V100H131ZM243 99H247L246 101H241V100H243ZM109 100V101H108ZM132 102H131V101ZM240 100V101H239ZM264 100V99H263ZM22 101L24 102V101H26V99L24 98V99H22ZM101 101V102H100ZM0 102V106H1V104H3V103H1ZM18 102H20V104H18ZM240 102H244L243 104L242 103H240ZM245 102H247L246 104H247V106H245ZM252 102H251V105H252ZM9 103V104H8ZM264 103V102H263ZM28 104V105H29ZM254 104V103H253ZM18 105V106H17ZM3 106V105H2ZM1 106V107H2ZM17 106V107H16ZM250 106V105H249ZM254 106V105H253ZM14 107H16V108H14ZM21 107V106H20ZM255 107V106H254ZM3 108V107H2ZM2 108H0V109H2ZM12 108H14L13 110L14 111H12ZM19 110H18V109ZM22 108H25L24 107V105H23V107ZM95 108H98V109H95ZM170 108H169V110H170ZM250 108V107H249ZM248 108V109H249ZM15 109H17V110H15ZM94 109V110H93ZM251 109H254L253 107L252 108H250L249 110H251ZM23 110H25V109H23ZM228 110V111H227ZM238 111V112H237ZM97 112V113H96ZM224 112L227 114V116L229 117L230 115L232 116L233 114L232 113H236V114H234V115H237V116H243L242 118L244 119V117H245V119H247L248 120V122H242L243 120L242 119H240L241 120V122H242V124H241V122H240V125L242 126V129L239 127V125H237L236 124V126H237V128H239V129H237L236 128V130H235V127H234V123H235V119H236V122H237V120L238 121H240L238 118H240V117H238V118H235V119H233V116H232V119L234 120V122H232L233 120L231 119V118H228V119H230V120H232V121H230V120H226V119H224V118H227L226 116H224L225 114H224ZM227 112H230V114L229 113H227ZM249 112V111H248ZM252 112H254L253 110H252ZM21 113V114H22ZM31 113H32V115L34 116H32V119H31ZM96 113V114H95ZM98 113H101V115L100 114H98ZM103 113V114H102ZM215 113H216V115H217V113H218V116H215ZM257 113V112H256ZM207 114H208V116H207ZM211 114V115H210ZM214 114V115H213ZM220 114V115H219ZM222 114H223V116H222ZM229 114V115H228ZM104 115V116H103ZM213 115V116H212ZM245 115V116H244ZM92 116H94V117H92ZM95 116H97V117H99V118H97V117H95ZM108 116V117H107ZM196 116V117H195ZM230 116V117H231ZM261 116V115H260ZM24 117V118H23ZM211 117V118H210ZM222 117V118H221ZM224 117V118H223ZM234 117H236V116H234ZM247 117V118H246ZM262 117V116H261ZM15 118V119H16ZM22 118V119H21ZM93 118V119H92ZM95 118H97V119H95ZM103 118V119H102ZM195 118V119H194ZM260 117H258L257 119H259ZM14 119V120H15ZM16 119V120H17ZM170 119V118H169ZM224 120V122L225 121H230L229 123H227V122H225L227 125H225V123L224 122H222V121ZM103 121V122H102ZM245 121V120H244ZM259 121V120H258ZM222 122V123H221ZM4 123V122H3ZM10 123H11V121H10ZM224 123V124H223ZM255 123H256V125H255ZM223 124V125H222ZM194 125H196V126H198V127H196V131L194 132L195 133V135H193V137H192V139H189V130L190 129H192V126H193V128L195 127ZM225 125V127H223L222 129H219V128H221L222 126H224ZM257 125H259L258 126V129H259V131H258V129L255 127V126H257ZM262 125V124H261ZM130 126V127H129ZM130 128V129H129ZM230 130H229V129ZM6 129H7V131H6ZM128 129V130H127ZM217 129H218V133H219V130H221V131H223V132H225V133H223V132H220L219 133V137H220V139H221V142H219V140L220 139H218V138H216V137H218V134L216 133L217 132ZM226 129H228L227 131H233V132H235V133H232V132H230L231 134H229V133H226L227 131H226ZM28 130V131H27ZM239 130L240 131H242V130H244V131H242V133L240 132V133H238L239 132ZM3 131H4V134H2L3 133ZM6 131V132H5ZM216 131V132H215ZM237 131V132H236ZM27 132H29V133H27ZM128 132V133H129ZM213 132L215 133V134H213ZM256 132H259V133H256ZM193 133V134H194ZM254 133L256 134V136L254 135ZM2 134V135H1ZM227 134V137H229L230 135H231V139L232 140H230V138H228L227 140H225L227 137L225 136ZM264 134V133H263ZM126 137H125V136ZM215 135H217L216 137H213V136H215ZM220 135H222V136H220ZM252 135H254V137L252 136ZM191 137V136H190ZM226 137V138H225ZM193 138H195V139H193ZM211 138L213 139L212 141L214 142V139L216 140V142L217 143H220L219 144V146L214 142V143H212L211 142ZM225 138V139H224ZM206 139H210L208 142L206 141ZM192 140H194L193 142H195L196 140H197V147L194 149V147H192V146H195V144L194 145H191V144H193L192 143ZM231 141H232V144H231ZM13 144H12V143ZM204 142L206 143H209L208 144V147H206L207 146V144H204ZM229 142V143H228ZM123 143V144H122ZM213 145H215L216 144V146L218 147V149H217V147L215 146H213ZM122 144V145H121ZM210 144H211V147H213V149L212 148H210ZM119 146H121V147H119ZM118 149H117V148ZM121 148V149H120ZM211 149V150H210ZM216 149H217V152H216ZM14 150V151H13ZM14 152V153H13ZM187 154H186V153ZM105 153H106V157H105ZM109 153V155H107ZM83 155V156H82ZM104 155V156H103ZM117 155V154H116ZM3 156V157H2ZM79 156V157H78ZM103 156V157H102ZM4 157L7 159H4ZM95 157H97V159L95 158ZM99 157H101V158H99ZM80 158V159H79ZM88 158V159H89ZM89 159V161L90 162H93L92 161V159ZM71 161H70V160ZM104 159V160H105ZM87 160V158L85 159V160H83V161H86ZM143 160V161H142ZM142 160H140L139 161V165H141V167H145V164H146V167L145 168H147V166H148V168H149V165L148 164H150L151 165V167L153 166L152 165V162H153V160H154V158L153 157H150V158H147V157H145V158H142ZM67 161V162H66ZM74 161V162H73ZM72 162L74 163V165H72ZM87 162V161H86ZM71 163V164H70ZM208 163H210L209 164V166H208ZM212 163H214V165L216 164V167H214V165H212ZM69 164V165H68ZM154 164V163H153ZM202 164V165H201ZM228 164V165H227ZM243 164V165H242ZM144 165V166H143ZM253 165V166H252ZM254 165H256V166H254ZM59 166V167H58ZM230 166H232V167H230ZM235 166V167H234ZM236 166H239V167H236ZM250 166H252V167H250ZM54 167V168H53ZM57 167V168H56ZM206 167V166H205ZM234 167V168H233ZM254 168V169H257V170H259V168ZM263 167V168H262ZM226 169H227V167H225ZM54 169V170H53ZM58 169V170H57ZM250 170V169H249ZM259 170V171H260ZM51 171H54V172H51ZM67 171H66V173H67ZM46 177V178H45ZM45 179V180H44ZM20 181H22V183L20 182ZM47 181H48V179H47ZM5 182H3L2 184H4ZM31 182V183H30ZM20 183V184H19ZM15 184V185H16ZM19 185V186H18ZM60 210V209H59ZM61 210H62V213H65V212H63V210H67V209H63V208H61ZM22 211H24V210H22ZM45 208L43 209L42 208V212H44L43 214L46 216L48 213H47V211H46V214H45ZM20 212V211H19ZM61 212V211H60ZM16 213H18V212H16ZM20 214H21V212H20ZM43 215V216H44ZM29 217H26V216H24V217H22V219H20L19 218V220L17 219L16 221H15V223L17 222V225L19 224H22V226L25 228V233H28V234H26L25 236L27 237V235H29L30 233H32V234H30L31 236L34 234L35 235V237H37L36 235H41V236H39V237H41L40 239L41 240H43V238L44 239H46L47 237V235L46 236H44V233L46 234L47 233V231H45V230H48L47 228H49V225H48V223L46 224V220L45 221H43V218H42V220H40L38 217H36V218H32V219H28ZM14 222H13V224H15ZM255 223H257V222H253V224L256 226V224ZM2 223H0V225H1ZM252 224V225H253ZM16 225V224H15ZM5 225H3L2 224V226H0V239H2V237L1 236H3V244L1 243L2 241H0V246H4V245H6V244H8V242H6V244H4V238H5V240H8L9 241V238H11L12 239V237L9 235V231L8 230H6V228H7V226L6 227H4ZM48 226V227H47ZM255 226H251V229H252V227H255ZM257 227V226H256ZM256 227L255 228H253V229H256ZM252 229V230H253ZM27 231V232H26ZM8 232V233H7ZM7 233V234H6ZM262 233H264V231L262 232ZM6 235H8L9 236V238H7L6 239V237H8V236H6ZM30 235L27 237L28 239H26V237H24V239H26V240H28V242L29 241H33V242H27L26 240L24 241L25 243H24V245H23V240H20V238H14L17 242L20 240L22 243H20L19 245H23V247L25 246V244H26V242H27V244L30 246V244H32L29 248H26V246H25V248L26 249H29V250H26V252H31V250L30 249H36V250H39V249H41V248H38L36 245H38V244H40V243H38L39 241L41 242V240L39 239L38 241H37V239L34 237V236H32V237H30ZM110 235H112V234H109V235H107L106 237H108L109 239H111L112 238V236H110ZM6 236V237H5ZM49 237V236H48ZM264 237V234H263V236H262V238ZM29 238H32V240H29ZM34 238V239H33ZM10 239V240H11ZM19 239V240H18ZM13 240V239H12ZM11 240V241H12ZM36 240V241H35ZM47 240L49 241V238H47ZM43 241V245H45V246H47V245H49L47 242L48 241ZM233 240H235V239H233ZM260 240V239H259ZM264 240V239H263ZM15 241V242H16ZM249 241L251 242V241H253V240H251V239H249ZM248 241V244L250 243ZM258 241V240H257ZM256 241V242H257ZM35 242H37L38 244H35ZM262 242V241H261ZM19 243V242H18ZM42 243V242H41ZM50 243V242H49ZM255 242L253 241V242H251L250 244H251V247L252 246H254L255 244H254ZM192 244V243H191ZM264 244V243H263ZM262 243H261V245H262V247L264 246ZM35 247H37V248H35ZM190 245V244H189ZM261 245H259L260 247H261ZM7 246V245H6ZM226 246V245H225ZM259 246H257V247H259ZM28 247V246H27ZM31 247H33V248H31ZM39 247H42V246H40L39 245ZM231 246H228V249H227V246H226V248L225 249H227V252L228 251H230L231 250V248H230ZM249 248V246H248V248H249V250L248 249H245V250H248V251H250L252 248ZM255 247V246H254ZM4 248V250H6V248H5V246L3 247ZM47 248L49 249V246H47ZM235 248V247H234ZM256 248V247H255ZM34 249L32 250V252L34 251ZM239 250H242L241 248H238ZM262 249V248H261ZM261 249H258V250H256V251H259V250H261ZM1 251H2V249H0ZM35 250V251H36ZM254 250V249H253ZM0 251V252H1ZM199 251H202V252H199ZM199 251H197V252H199V253H195L196 255H198V254H202L203 253V249L202 250H199ZM252 251V250H251ZM3 252V255H4V251H2ZM2 252H1V254H2ZM226 251L224 252V253H227ZM242 252H243V250H242ZM34 253V252H33ZM36 253V252H35ZM34 253V255H36V256H39V259H42V258H44L43 257V255H44V253L43 252H37L36 254ZM41 253H43V254H41ZM259 253H264V252H260L259 251ZM31 254V253H30ZM37 254H39V255H37ZM169 253H167V255L165 256H163V257H165V258H163L164 259V262H163V259L160 261V263L161 264H173L174 263V261H175V264H176V261H177V264H179L180 262H178V260L180 259V258H183L182 256H184L185 258H183V260L182 259H180L181 260V263L180 264H197L196 262H199V263H202V262H206V259H207V255H204L205 254V252L202 254V256L203 257H205V258H203V259H201L200 258V255H198V257L195 255V254H189L191 257H189V255L187 256L188 258H186V256L185 255H182V256H179V255H172L173 256V258H174V261H171L172 263H168V262H170V258H172V257H170L171 256V254L170 255H168ZM228 254V253H227ZM227 254H225L226 255V259H225V257H222V256H220L221 257V259H220V261H222V262H226L227 260H228V258L229 257H227ZM40 255H42V257L40 256ZM192 255L194 256L195 255V259L192 257ZM262 255H264V254H262ZM167 256H168V261H167ZM201 256V257H202ZM35 257V256H34ZM177 257L179 258V259H177ZM30 258V257H29ZM36 258V257H35ZM173 258H172V260H173ZM176 258V259H175ZM191 258V259H190ZM193 258V259H192ZM30 259H32V258H30ZM30 259H28V260H30ZM36 259H38V257L36 258ZM185 259H187V260H185ZM205 259V261H202V262H200V260H204ZM243 259H245V258H243ZM242 259V262L244 263H246L247 261L248 262H250L249 261V259L250 258H246L245 260H243ZM248 259V260H247ZM253 258H251V260H252ZM28 260H27V262H28ZM33 260H34V258L32 259V260H30L31 262H33ZM43 260V259H42ZM41 260V261H42ZM179 260V261H180ZM191 261V262H189V261ZM229 260H232L234 263H232V261L231 262H229V261H227V263L229 262V264L230 263H232V264H235L236 262L231 258V259H229ZM236 260H238V263L240 264V261H239V259H236ZM247 260V261H246ZM36 261V260H35ZM37 261H40V260H37ZM184 261V263H182ZM186 261V262H185ZM193 261V262H192ZM196 261V262H195ZM219 261V260H218ZM195 262V263H194ZM241 262V263H242ZM251 262H253V261H251ZM254 262L256 263V260H254ZM198 263V264H199ZM259 263V262H258ZM261 263V262H260ZM259 263V264H260ZM129 264V263H128ZM206 264V263H205ZM246 264H248V263H246ZM251 264V263H250ZM252 264H254V263H252ZM257 264V263H256Z\"/></svg>","mask_w":264,"mask_h":264}]
</instances>
